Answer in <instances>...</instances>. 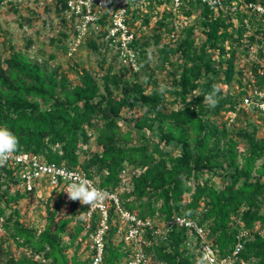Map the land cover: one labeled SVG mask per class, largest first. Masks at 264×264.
I'll use <instances>...</instances> for the list:
<instances>
[{"label":"trees","instance_id":"16d2710c","mask_svg":"<svg viewBox=\"0 0 264 264\" xmlns=\"http://www.w3.org/2000/svg\"><path fill=\"white\" fill-rule=\"evenodd\" d=\"M146 1L147 6L141 9L138 5L128 15L131 24L140 21L142 27L154 19L155 46L165 38L170 40L157 49L156 69L167 71L166 94L161 95L153 70L148 71V42H140L139 37L133 43L139 50L137 71L119 65L113 57L117 71L112 64L104 68L101 60L99 82L89 71L75 69L78 82L74 85L55 68L30 61L19 52L11 51L8 56L0 53V127L18 138L15 153L40 155L45 160L56 155L58 162H46L81 170L92 181L97 176L99 183L95 185L116 193L120 206L137 217L160 213L158 219L165 221L184 216L205 230L218 256L230 255L240 242L237 264H264V138L255 136L254 126H229L232 115L240 120L247 113L240 107L243 90L229 94L219 87L229 86L235 73L244 76L247 68L236 70L238 56H244L256 40L261 25L250 20L253 29L247 30L246 14L233 16L229 11L236 0H226L217 15L200 0L185 1L176 19L165 8L168 0ZM240 1L264 5V0ZM53 2L55 13L67 25L62 15L66 0ZM193 10L197 15L191 22ZM146 11L153 17H143ZM175 20L181 26L177 33ZM196 29L203 36L198 46ZM61 37L66 39L67 35L62 32ZM96 41L85 39V44L97 51ZM213 85L220 89L215 107L205 102ZM123 113L130 114V124ZM132 138L138 143L130 144ZM92 139L99 147L95 152L89 150ZM124 170L130 173L125 187ZM212 178H218L220 185ZM19 183L15 169L0 168V227L8 235L6 240L0 239V264H44L46 260L49 264H86L87 258L80 262L75 255L67 259L65 253L79 236L74 227L80 228L79 233L85 229L86 207L78 213L77 200H72L69 217L63 218L59 194L52 208L45 204L47 224L42 230L30 228L11 203L36 190L20 193ZM120 185L123 191L118 194ZM11 187L13 194L9 193ZM59 212L62 218L56 221ZM72 218H77V223L66 234L68 243H63L61 235ZM115 218L111 206L101 264H115L111 252L125 257L129 253L122 242L115 245L111 240L117 230ZM98 219L93 213L89 231L95 229ZM255 224L257 230H253ZM242 232L245 235L237 239ZM190 237L184 228L173 227L158 246L146 249L154 263L200 264L197 246L192 251L185 247ZM8 240L15 248L30 250L33 256L15 259L8 244L4 247ZM42 253L43 262L34 259Z\"/></svg>","mask_w":264,"mask_h":264},{"label":"built area","instance_id":"2783aa9c","mask_svg":"<svg viewBox=\"0 0 264 264\" xmlns=\"http://www.w3.org/2000/svg\"><path fill=\"white\" fill-rule=\"evenodd\" d=\"M28 0H0L1 8H18L26 4ZM53 2V0H50ZM155 1V0H151ZM163 1V0H161ZM195 0H168L169 4L165 8L170 11L174 18H178L179 10L184 2ZM226 0H200L213 15H217L223 8ZM146 0H66V7L62 15L70 30L68 55H71L85 39L97 40L102 43L105 50L111 53L119 65L125 66L132 71L138 70L139 50L133 46L136 37L139 35L134 29L135 24L130 23L128 11H132L136 6L144 8L147 6ZM229 11L235 16L243 12L246 14L244 23L247 30L252 32L249 21L255 25H261L256 40L248 47L244 53L242 67L244 66V76L247 81L243 87L240 107L256 113H264V5L260 2L244 4L240 0L231 2ZM143 13V12H142ZM145 15V13H144ZM144 15H142L144 17ZM141 16V17H142ZM253 18V19H252ZM180 25L175 20L173 24L174 33L179 31ZM174 33L170 38H173ZM140 38V37H139ZM250 65V67H246ZM253 68L250 69V68ZM0 168H12L16 170L20 178L19 189L25 192H34L36 188L49 186L62 195V204L70 206L72 200L68 198L65 189L75 181L87 180L94 187L107 193L104 199L97 206H86L85 217L88 224L85 225L87 236V262L86 264H101L105 252V234L108 230V210L114 207L116 220L123 223V228L119 232L124 242L128 256L122 264H149L150 255L147 247L158 246L166 238V234L175 228H184L190 237L185 243L187 249L197 246V252L204 264H237L238 253L241 249L240 242L234 245L230 255L218 256L205 236V230L196 221L184 216H173L155 224L149 217L141 219L135 214L124 210L120 204L116 193L100 188L94 181L86 176L81 170H68L62 164L48 163L40 155L19 152L14 153L7 164ZM124 172V171H122ZM36 192V191H35ZM56 196V197H57ZM99 216L98 223L93 231H89V219L93 213ZM0 227V234H1ZM245 235L242 232L237 239ZM154 263V262H153ZM161 264V263H154ZM255 264V263H252Z\"/></svg>","mask_w":264,"mask_h":264},{"label":"rangeland","instance_id":"374dc122","mask_svg":"<svg viewBox=\"0 0 264 264\" xmlns=\"http://www.w3.org/2000/svg\"><path fill=\"white\" fill-rule=\"evenodd\" d=\"M148 12L149 11L143 12L145 13V15H143L153 17V13H151L150 15V13ZM191 12L192 14L189 20L193 22L196 18L197 13L194 10ZM181 20L184 19L181 18ZM232 21L234 22V24H236L235 18H232ZM155 25L156 23H154V19L152 18L151 23L146 27H142L140 21H138L133 27L140 37V42H148V46L146 47L148 57V71L153 70L154 80L157 82L158 87H160V85H164V83L167 81V71H160L156 69L158 57L157 49L165 43H169L170 40L168 38H165L161 41V44L159 46H155L153 43V35L156 28ZM179 28H181V26ZM62 32H64L68 38V35L70 34L68 25L62 23L61 17L57 16V14L55 13L54 2L50 0H28L26 4L16 9L0 7V53L2 54V56H8V53L11 51L19 52L30 61L43 63L48 65V67L50 68H55L58 74L65 76L69 80V83L71 85H74L78 82V77L76 76L75 69L89 71L90 74L96 79V81L99 82V78L101 75L99 65L102 63L101 60H104V68H106L109 64H112L115 66V70H118V66L114 62L111 53L105 50L102 43L98 41H96L98 48L97 51L93 50V48L90 47L88 43L85 44L84 42L80 44V46L74 52H72L71 55H68L67 52L70 45V40L67 38L63 39L61 37ZM194 38L196 40L195 45L198 46L200 40L203 38L199 29H196ZM170 44L172 46H175V43ZM241 55L238 56L239 58L236 65L237 71L238 68L242 67L243 65L242 60L244 59V56ZM140 78L142 79V74H140ZM234 78L235 79H233L229 86L219 84L221 90H223L224 92L227 91L229 94H236L238 91H241L244 86H246L247 80L245 78L240 77V75H237V73H235ZM246 111L247 113L244 116H240V120L237 118L238 116L235 117V114L232 115L228 123L229 126L234 125L236 127L238 124L243 126L247 124V129H250L249 126H254L255 136L257 138H264V115L252 112L249 109ZM136 115H140L139 109L136 111ZM122 116L126 122L129 121L130 114L123 113ZM234 118L236 121H238L232 123ZM127 123L130 124V122ZM123 130L124 128L122 129V131ZM132 137L135 138V135H133ZM136 143L138 142H135V140L133 139V142H131L130 144ZM89 147L90 152L99 150V147L93 142V139ZM171 147L174 146L171 145ZM83 159L84 156H81L79 158L80 162H82ZM46 161L58 162V157L56 155H53ZM260 162L261 160H259L256 165H258ZM121 177L123 181L122 186L125 187V184H127V181L130 177L129 170L128 172L127 170H124V172L121 173ZM212 180L215 184L220 185V181L218 180V178H212ZM93 181L95 184H98L99 178L96 176ZM122 186L120 185L116 188V192L118 194L123 191ZM14 192V187H11L9 193L13 194ZM21 192L22 190H20V193ZM56 194V190H53L49 186H45L43 184L42 186L36 188L35 193L26 194L24 198L18 199L17 201L11 203V205L16 208L20 215L21 221L26 226L35 228L37 230H42L43 226L47 224V212L45 209V204L46 202H48L49 208H52L57 198ZM83 206L86 207L87 205L81 204V202L77 200L78 213H80V210ZM69 211L70 206L65 207L63 206V204L61 205L63 218L64 216L65 218L69 217ZM160 216V213H156L154 216L149 217V219H152L155 224H161L162 220L158 219ZM61 218L62 217L60 216L59 212V214L56 215L55 220L57 221ZM116 219L117 218H115L114 224H116L117 228L121 230L123 228V223ZM76 223L77 218H72L66 225V233L61 235L63 243H68V237L66 236V234L71 232ZM84 224H88L87 221H85ZM257 229L258 224H255L253 230ZM79 231V227H74V232L79 234V236L74 240L73 246L66 249L65 253L67 259H70L73 255H75L78 261L84 262L86 261V258L88 256L87 236L85 234V230H82L80 233ZM7 238V233L4 232L3 234V231H1L0 239L6 240ZM208 238L207 240L209 241ZM111 240L115 245L122 242L123 249L125 248L124 242L122 241L119 232H115ZM4 244V247H6L8 244L9 250L14 255L15 259H18L21 256H33L32 252H30V250L28 249L15 248V245L11 240H8V242H4ZM189 250L192 251V248H189ZM42 255L43 253L36 255L34 256V259L43 262L44 260L42 258ZM111 257H113L114 260L116 259L115 264H122L126 258L121 252L115 251L111 252ZM150 259L151 261H149V264H154L151 256ZM44 264H49V260L44 261Z\"/></svg>","mask_w":264,"mask_h":264},{"label":"clouds","instance_id":"9594fccd","mask_svg":"<svg viewBox=\"0 0 264 264\" xmlns=\"http://www.w3.org/2000/svg\"><path fill=\"white\" fill-rule=\"evenodd\" d=\"M159 92L161 95L166 94L167 86L160 85ZM219 88L213 85V89L210 93L206 94L205 102L211 107H215L217 104L216 94L219 92ZM19 146V140L16 135L6 127H0V167L7 164L13 154L17 152ZM70 200H79L81 204L90 205L91 208L97 206L107 197V193L94 187L89 181H75L71 183L65 191ZM81 218H83L81 216ZM203 264V261L200 262Z\"/></svg>","mask_w":264,"mask_h":264}]
</instances>
